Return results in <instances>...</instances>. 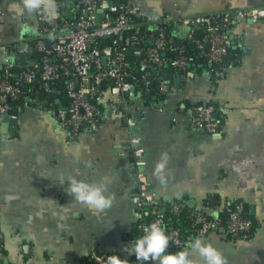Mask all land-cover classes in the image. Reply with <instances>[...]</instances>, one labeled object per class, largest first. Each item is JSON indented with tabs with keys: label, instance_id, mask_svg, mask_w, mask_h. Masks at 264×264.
I'll list each match as a JSON object with an SVG mask.
<instances>
[{
	"label": "crops",
	"instance_id": "1",
	"mask_svg": "<svg viewBox=\"0 0 264 264\" xmlns=\"http://www.w3.org/2000/svg\"><path fill=\"white\" fill-rule=\"evenodd\" d=\"M12 2L0 0V76L3 50L10 52L15 67L17 54L28 50L41 31L43 14L17 16L10 10ZM132 3L142 19L166 20L175 46L185 48L186 28L179 17L264 5V0ZM55 4L57 19L76 14L75 0ZM229 53L231 63L213 71L198 57L185 75L164 67L172 84L179 77V86L173 85L174 92L164 98L153 95L148 101L132 93L124 115L115 114L111 103L118 98L105 91V117L76 137L61 128L54 113L68 99L47 105L38 96H25L28 100L23 98L15 115L16 129L0 134V264H82L93 250L129 261L134 254L125 246L141 236L137 226L151 215L130 199L139 171L152 183L163 215L168 216L166 204L174 201L183 203V212L206 204V214L214 216L240 200L247 217L256 221L252 237L244 239L221 229L196 236L185 219L179 250H186L194 264L201 260L191 248L196 237L221 255L224 264H264V22L240 20L230 31ZM39 57L34 50L26 52L27 63ZM209 102L222 107L223 117L222 130L207 134L190 125L189 109ZM131 139L143 149L140 168L123 155L122 147ZM70 176L103 183L111 206L97 211L77 202L65 191Z\"/></svg>",
	"mask_w": 264,
	"mask_h": 264
},
{
	"label": "built area",
	"instance_id": "2",
	"mask_svg": "<svg viewBox=\"0 0 264 264\" xmlns=\"http://www.w3.org/2000/svg\"><path fill=\"white\" fill-rule=\"evenodd\" d=\"M109 1H112L110 6ZM75 7L76 14L73 17L54 18L51 22L44 15L39 17L40 34L32 40L25 52L36 50L40 57L31 65H25L18 74L13 72L14 61L9 56L10 52L3 50L6 57L0 76V113L7 111L15 116L11 101L23 95L24 87L35 80H38L43 93H50L53 84L65 78L63 91L68 104L54 113L61 128L69 136L76 137L80 130L95 129L105 117L99 108L105 91L117 96L118 103L113 101L111 107L118 115L119 112L124 115L123 110L129 106L132 93L144 99L153 83L161 95L174 92L175 88L166 77L163 67L168 64L180 75H185L189 60L183 45L175 46L174 36L165 29L166 20L142 19L132 0H75ZM242 19H249L254 25L263 23L264 5L183 16L177 21L186 28L185 46L186 43L192 44L204 63L224 67L231 63L230 31ZM170 49L175 53L167 58L165 54ZM128 54L138 60V71L133 69ZM76 77L77 88L74 84ZM118 104L121 105L119 109ZM221 109L220 105L211 102L192 105L189 109L190 125L201 128L207 134L220 132L223 117ZM129 120L127 118V123H130ZM136 143L135 139H131L122 150L123 155L132 158L135 166L140 168L144 165L141 158L143 149ZM130 199L136 207L151 214L147 223H139L137 226L141 235L145 228L156 222L169 236L167 251L174 252L182 247L184 240L181 227L166 222L159 211L161 205L152 190V183L140 171ZM231 203L223 208L225 221L221 214L207 215L206 204L196 206L190 213L194 234L203 237L213 230L223 229L231 236L247 238L252 222L244 216V203L240 200ZM166 206L177 218L183 212L184 206L180 201L169 202ZM106 258L105 253L93 250L82 264H105ZM128 264L142 262L134 255ZM143 264H149V261Z\"/></svg>",
	"mask_w": 264,
	"mask_h": 264
},
{
	"label": "clouds",
	"instance_id": "3",
	"mask_svg": "<svg viewBox=\"0 0 264 264\" xmlns=\"http://www.w3.org/2000/svg\"><path fill=\"white\" fill-rule=\"evenodd\" d=\"M10 10L17 16L40 12L49 22L57 15L55 0H13ZM61 182L63 183L62 178ZM65 191L77 202L97 211L108 208L113 202L112 197L106 194V186L103 183H89L75 176L68 177ZM168 245L169 236L164 228L153 222L144 229L141 236L125 248L142 264L144 261H159V264H194L186 250L169 252L166 251ZM191 248L199 252L200 264H224L223 257L204 244L200 237L191 241ZM105 264H128V261L117 254H111L107 256Z\"/></svg>",
	"mask_w": 264,
	"mask_h": 264
},
{
	"label": "trees",
	"instance_id": "4",
	"mask_svg": "<svg viewBox=\"0 0 264 264\" xmlns=\"http://www.w3.org/2000/svg\"><path fill=\"white\" fill-rule=\"evenodd\" d=\"M164 27H165V29H167V32H168V26L166 24H164ZM195 32L198 33L199 30L196 29ZM31 52L33 53V50H31ZM174 53H175V51L173 49H170V50H168L166 52L165 57L170 58V57H172L174 55ZM184 53L186 54V56H187V58L189 60V64L195 58L198 57L197 56V53H196L195 47L192 44H190V43H186V47L184 48ZM127 57L131 61L132 65H133L132 66L133 69L137 70V62H138V60L135 57L131 56L130 54H128ZM229 58L231 59L230 53H229ZM199 62H203L204 63V60L201 59V58H199ZM215 68H216V66L213 65L209 69L211 71H213V70H215ZM163 70H164V67H163ZM135 73H139V72H135ZM13 80L16 81V79H14V78H13ZM65 80L66 79L63 78L62 80H60V81L56 82L55 84H53V91H51L50 93H43L42 92V90L39 88V82H38V80H35V82H33L32 84H29V85L25 86L24 87V91H25L24 94L21 95L17 100L11 101V104H12V113L16 115L19 112V108L22 106L23 98L25 96H29L32 99H35L36 96H38L37 99L39 101L46 100L48 102L47 105H50V104L55 105L54 103H55V100L57 98H59L60 100H64V102H65L66 99H67L66 96H65V93L63 91V85L65 83ZM104 87L105 86H102V88H104ZM153 95H157L158 98H164V95L159 94V92H158V90L156 88V84L155 83L152 84V86L150 88V91L148 92V94H146L144 96V99L148 101V100L152 99ZM211 103H213L214 105L218 106V104L216 102H211ZM99 108H100V110H102L101 105H99ZM231 204L232 203H230L229 206ZM167 213H168V216L167 215H164V217L166 219V222L168 224L171 223V224H174V225H177V226L181 227L182 232H184L183 231L184 230V228H183V221L185 219L188 220V222L190 221L188 218L190 216L191 210H189V209L187 210L185 208L184 209V212H182L181 214H179L178 218L176 217L177 215H175L171 211H169ZM243 213H244V216H248L247 209H246L245 206H244ZM220 214H221V218L223 219V221H225L226 220V213L224 211H222ZM251 222L252 223H251V229L249 231L250 232L249 233V236L247 238H245V239H249V238L252 237L253 232H254V229L256 227V221L254 219H251ZM130 259H132V257Z\"/></svg>",
	"mask_w": 264,
	"mask_h": 264
},
{
	"label": "water",
	"instance_id": "5",
	"mask_svg": "<svg viewBox=\"0 0 264 264\" xmlns=\"http://www.w3.org/2000/svg\"><path fill=\"white\" fill-rule=\"evenodd\" d=\"M112 4V1H109L108 2V5L110 6ZM179 43V40H176V44ZM34 52H37L36 50H34ZM127 53H130V50H127ZM36 60H33V61H30V62H26V52L24 51H20L18 54H17V63L18 65L15 66L13 68V72L15 74H18L21 69L25 66V65H31L33 62H35ZM202 65H204L205 67H212L213 65L212 64H209V63H202ZM165 67H169L168 64L165 65ZM190 67V65L188 66ZM167 78H170L172 77L170 74L166 75ZM77 82H78V78L76 77L74 79V84H75V88H77ZM179 82H180V79L179 77H177V75L175 76L174 78V81H173V85L175 86H179ZM25 100H28L27 97H25ZM21 108H19L20 110ZM16 121H17V118L16 116H11L9 112H2L0 113V134L1 133H7L8 131H12L14 129H16ZM148 222V219L146 220V223ZM223 230V229H221Z\"/></svg>",
	"mask_w": 264,
	"mask_h": 264
}]
</instances>
